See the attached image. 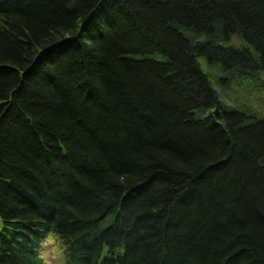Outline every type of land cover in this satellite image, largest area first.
Instances as JSON below:
<instances>
[{"label": "trees", "instance_id": "trees-1", "mask_svg": "<svg viewBox=\"0 0 264 264\" xmlns=\"http://www.w3.org/2000/svg\"><path fill=\"white\" fill-rule=\"evenodd\" d=\"M212 79L264 82V0H0V264H264V116Z\"/></svg>", "mask_w": 264, "mask_h": 264}, {"label": "rangeland", "instance_id": "rangeland-1", "mask_svg": "<svg viewBox=\"0 0 264 264\" xmlns=\"http://www.w3.org/2000/svg\"><path fill=\"white\" fill-rule=\"evenodd\" d=\"M199 62L206 73L212 70L213 67L208 64L206 59L200 58ZM212 72L216 73L215 70H212ZM212 80L215 82V88L225 104L234 107L254 106L264 116V82L240 84L235 80H228L223 85L219 80L217 82L215 79ZM48 239L44 244L41 255L47 264H63L64 248L56 242L53 236Z\"/></svg>", "mask_w": 264, "mask_h": 264}]
</instances>
